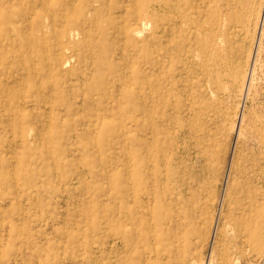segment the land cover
Listing matches in <instances>:
<instances>
[{
    "label": "rangeland",
    "instance_id": "1",
    "mask_svg": "<svg viewBox=\"0 0 264 264\" xmlns=\"http://www.w3.org/2000/svg\"><path fill=\"white\" fill-rule=\"evenodd\" d=\"M0 264H264V0H0Z\"/></svg>",
    "mask_w": 264,
    "mask_h": 264
},
{
    "label": "bare ground",
    "instance_id": "2",
    "mask_svg": "<svg viewBox=\"0 0 264 264\" xmlns=\"http://www.w3.org/2000/svg\"><path fill=\"white\" fill-rule=\"evenodd\" d=\"M73 6V5H72ZM137 8V7H136ZM137 11V10H136ZM48 13V12H47ZM138 16V15H137ZM32 18V17H31ZM174 37V36H173ZM131 86V85H130ZM125 159H128V158H125ZM129 160V159H128ZM127 161V160H126ZM128 167V166H127ZM130 169V168H129ZM131 171V170H130Z\"/></svg>",
    "mask_w": 264,
    "mask_h": 264
}]
</instances>
